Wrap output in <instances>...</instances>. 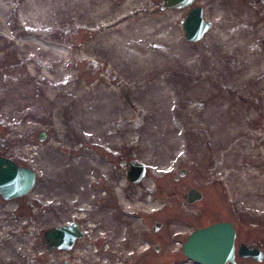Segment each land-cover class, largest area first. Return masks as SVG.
I'll use <instances>...</instances> for the list:
<instances>
[{"label":"rangeland","instance_id":"rangeland-1","mask_svg":"<svg viewBox=\"0 0 264 264\" xmlns=\"http://www.w3.org/2000/svg\"><path fill=\"white\" fill-rule=\"evenodd\" d=\"M5 1L0 155L36 170L23 204L61 192L68 209L49 224L74 219L84 234L61 252L66 264H198L176 249L190 229L213 219L263 220L264 147L253 137L264 133V0L193 1L212 22L196 42L184 39L188 6L107 0L109 16L127 29L126 61L109 70L102 54L90 55L100 31L72 18V1ZM135 46L142 61L133 58ZM98 90L118 108L81 109ZM98 115L99 128L123 122L111 137L79 127ZM131 161L146 166L138 183L126 178ZM191 187L202 193L194 204L186 201ZM118 188L137 209L120 206ZM16 248L0 245V260Z\"/></svg>","mask_w":264,"mask_h":264},{"label":"water","instance_id":"water-1","mask_svg":"<svg viewBox=\"0 0 264 264\" xmlns=\"http://www.w3.org/2000/svg\"><path fill=\"white\" fill-rule=\"evenodd\" d=\"M193 1L164 0L165 6L168 8L190 6ZM203 14L204 8L200 5L191 6L187 11L182 20V30L186 41H199L211 29L212 22L206 20ZM44 137L45 133L41 132L39 138L42 140ZM184 173L185 169L182 168L179 175H176L174 179L184 175ZM145 174L146 166L142 162L131 161L128 163L126 178L129 182L138 183ZM35 180L36 172L32 168L19 165L14 160L0 155V195L5 199L25 195L31 190ZM201 198L202 193L197 188H191L187 193L189 203ZM157 227L158 223H155L153 229L156 230ZM83 235V231L76 222L50 229L48 231V240L51 244L49 249L56 247L70 250L75 240L83 237ZM234 236L235 232L231 222H215L192 231L183 243L182 252L198 264H227L229 261H234ZM248 253L245 252L243 255H249Z\"/></svg>","mask_w":264,"mask_h":264},{"label":"flooded vegetation","instance_id":"flooded-vegetation-1","mask_svg":"<svg viewBox=\"0 0 264 264\" xmlns=\"http://www.w3.org/2000/svg\"><path fill=\"white\" fill-rule=\"evenodd\" d=\"M189 8L190 6H188V9ZM253 138V140H255L254 144H259L264 147V133L260 132L259 136ZM30 193L31 191H28L25 195ZM25 195L12 199H5L0 195V245L10 246L13 244L14 248L17 247L13 251L14 256H10V260L5 263L0 260V264H48L52 261L57 264L62 262L65 264L68 263L70 260L64 259L63 255H61L63 249L56 247H51L49 249L51 244L48 240V231L50 229L75 222L78 224L74 219H70L67 222L49 224V218H51V222H53V217L64 216V211L68 209L64 204L61 192L50 191L49 193L43 194L45 200H40V203L43 204H36V201L23 204L21 198ZM49 196H51V198ZM186 201L188 204L197 203V201L189 203L187 200V193ZM170 204H173V202H170ZM224 221L228 220L213 219L200 223L186 233L185 239L190 232L199 227H205L215 222ZM242 224L243 223H235L234 226L232 223L235 232L234 261L228 262L227 264L263 263L264 218L261 222H247L245 225ZM185 239L183 238L182 242L178 244L182 245ZM242 246L245 247V250L241 249ZM252 249L261 252L258 254L262 256L261 260L255 259V257L248 253ZM243 252L249 255L245 256Z\"/></svg>","mask_w":264,"mask_h":264},{"label":"bare ground","instance_id":"bare-ground-1","mask_svg":"<svg viewBox=\"0 0 264 264\" xmlns=\"http://www.w3.org/2000/svg\"><path fill=\"white\" fill-rule=\"evenodd\" d=\"M73 3V6L75 8V11L71 14L72 18L76 19L77 21H86L91 24L92 28L96 31H100L99 36L93 41V43L89 46L90 55H95V52L102 54L103 57H105V60L109 63L107 65L108 70L111 68L110 66H118L120 67L125 59L126 52L123 51V47H125V37L123 36L124 29L125 28L124 23H120V19H114L110 15L112 6L109 4L107 0H70ZM195 1V0H194ZM10 6L6 3L5 0H0V19H3L4 16L9 12ZM204 15V14H203ZM205 17V15H204ZM207 20V18H205ZM23 31V30H21ZM18 31V32H21ZM40 33H32V36H40ZM32 40V38H30ZM25 40V39H24ZM26 41V40H25ZM42 44L43 41L41 38H36L35 44ZM19 45V43H18ZM133 58L137 61H142L144 58V55H141V53L138 51V47L135 46ZM25 59V58H24ZM20 62L16 63L19 64ZM121 68V67H120ZM29 74L32 76L35 75V68L33 66L28 67ZM121 74V73H120ZM44 76V75H41ZM60 79H57V82H60ZM119 80V79H118ZM66 91L64 89L62 90H54L52 93H49L50 96L55 97L58 94H64ZM69 92V91H67ZM95 97L93 98L91 102L86 103L84 106L81 107V109H90L94 108L95 110H103L105 112H108L109 109H115L118 108V104L115 102V98H105V100H102V97L104 95H108V92L105 90H98L93 94ZM77 99L71 100L70 103L77 102ZM121 108L124 106H120ZM103 122V119L98 115L92 125H81L80 128H92L93 132H96L98 134L103 133L113 136L114 132L116 131V126L119 124V122H123V120H119L116 122H108L103 127H98L100 123ZM113 122V123H112ZM182 169V168H181ZM180 169V170H181ZM179 170V171H180ZM241 183H244L245 179H240ZM264 178L262 181V187L260 190L261 193H264ZM252 183V182H251ZM196 188V187H191ZM190 188V189H191ZM189 189V190H190ZM198 189V188H197ZM119 194V204L123 209H129V207H133L134 209H137V205L130 204L127 200L124 199V196L120 193V188L117 189ZM188 190V191H189ZM199 190V189H198ZM187 191V193H188ZM244 202L254 203L257 206H261V202H253L251 198L249 200H245ZM142 205V204H141ZM145 206V205H143ZM235 239V237H234ZM181 245L177 246L180 248ZM245 247H241V249H244ZM183 249V244L182 248ZM245 250V249H244ZM245 253V252H243ZM253 257L259 256L258 254L261 253L257 251L256 249H252L249 252ZM234 257V256H233ZM259 258V259H257ZM262 256L256 257L255 259L261 260ZM191 260V259H190ZM230 262V261H229Z\"/></svg>","mask_w":264,"mask_h":264}]
</instances>
